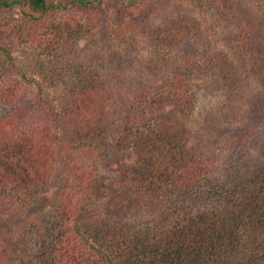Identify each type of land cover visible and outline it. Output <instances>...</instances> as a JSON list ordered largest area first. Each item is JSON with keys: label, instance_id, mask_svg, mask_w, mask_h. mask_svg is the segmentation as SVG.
Returning <instances> with one entry per match:
<instances>
[{"label": "trees", "instance_id": "trees-1", "mask_svg": "<svg viewBox=\"0 0 264 264\" xmlns=\"http://www.w3.org/2000/svg\"><path fill=\"white\" fill-rule=\"evenodd\" d=\"M28 3L45 7V0ZM186 65L172 66L182 69V78L165 81L149 97L140 95L138 112L122 102L112 106L109 95L121 84L109 75L73 83L71 103L59 110L43 98L38 82L31 83L35 95L24 104L16 105L14 94L7 97L12 109L7 125L0 120V214L22 215L47 183L57 181L60 189L47 213L22 221L19 240L0 232V264H264V164L242 173L238 158L222 157L225 142L235 146L264 120V96L262 110L237 137L214 148L178 140L171 126L151 125L147 115L165 104L187 109ZM241 66L264 91V68L253 59ZM249 101L259 103L257 97ZM70 131L73 143L63 138ZM262 138L255 148L264 158ZM73 147L91 149L87 168L67 155ZM55 152L66 157L58 174ZM117 158L122 163L113 198L124 205L153 204L145 219L117 217L97 201L94 163L102 159L108 167Z\"/></svg>", "mask_w": 264, "mask_h": 264}, {"label": "rangeland", "instance_id": "rangeland-1", "mask_svg": "<svg viewBox=\"0 0 264 264\" xmlns=\"http://www.w3.org/2000/svg\"><path fill=\"white\" fill-rule=\"evenodd\" d=\"M252 59L264 68V0H45L39 9L28 0H0L1 124L7 125L12 109L7 97L14 94L15 104H24L35 95L32 82L40 83L43 98L59 110L71 103L73 83L101 75L121 84L109 95L112 106L117 109L123 103L138 112L140 95L149 97L161 90L165 81L182 72L172 66L188 63L195 66L182 73L188 82L185 94L190 96L187 109L179 112L165 104L157 114L147 115L148 122L167 123L178 140L214 148L226 137H237L262 110L263 88L241 66ZM251 96L259 103L250 102ZM256 126L235 146L225 142L222 157L232 162L238 158L234 163L239 172L264 164L255 148L263 139L264 120ZM65 136L73 143L71 131ZM70 151L67 155L87 168L91 149ZM62 155L55 154L57 174L65 166ZM112 161L108 167L102 159L94 163L99 173L97 201L117 217L147 218L153 204L124 205L113 198L122 159ZM59 189L57 181L47 183L37 189L33 204L22 215L0 214V232L19 240L22 221L47 213Z\"/></svg>", "mask_w": 264, "mask_h": 264}]
</instances>
